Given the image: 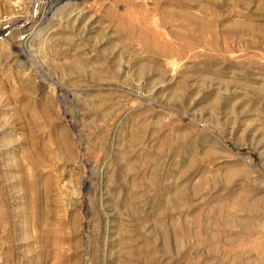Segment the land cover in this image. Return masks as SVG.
<instances>
[{"label": "rangeland", "instance_id": "rangeland-1", "mask_svg": "<svg viewBox=\"0 0 264 264\" xmlns=\"http://www.w3.org/2000/svg\"><path fill=\"white\" fill-rule=\"evenodd\" d=\"M0 264H264V0H0Z\"/></svg>", "mask_w": 264, "mask_h": 264}, {"label": "bare ground", "instance_id": "bare-ground-1", "mask_svg": "<svg viewBox=\"0 0 264 264\" xmlns=\"http://www.w3.org/2000/svg\"><path fill=\"white\" fill-rule=\"evenodd\" d=\"M8 31H10V33H12L13 32V29H11V26H9V27H5ZM25 39V38H24ZM25 42V41H24Z\"/></svg>", "mask_w": 264, "mask_h": 264}, {"label": "built area", "instance_id": "built-area-1", "mask_svg": "<svg viewBox=\"0 0 264 264\" xmlns=\"http://www.w3.org/2000/svg\"><path fill=\"white\" fill-rule=\"evenodd\" d=\"M36 11H37V10H36ZM6 34L9 35V34H10V31H7ZM23 37H24V36H23ZM23 37H22V39H24Z\"/></svg>", "mask_w": 264, "mask_h": 264}]
</instances>
